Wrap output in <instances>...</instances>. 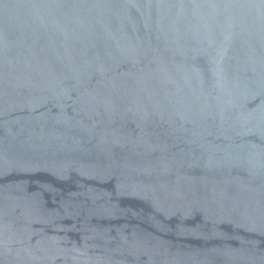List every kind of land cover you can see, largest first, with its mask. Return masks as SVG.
<instances>
[{"label":"water","instance_id":"95a60500","mask_svg":"<svg viewBox=\"0 0 264 264\" xmlns=\"http://www.w3.org/2000/svg\"><path fill=\"white\" fill-rule=\"evenodd\" d=\"M0 264H264V0H0Z\"/></svg>","mask_w":264,"mask_h":264}]
</instances>
